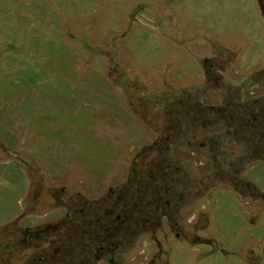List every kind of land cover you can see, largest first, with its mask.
Returning a JSON list of instances; mask_svg holds the SVG:
<instances>
[{
	"label": "rangeland",
	"instance_id": "obj_1",
	"mask_svg": "<svg viewBox=\"0 0 264 264\" xmlns=\"http://www.w3.org/2000/svg\"><path fill=\"white\" fill-rule=\"evenodd\" d=\"M0 264H264V0H0Z\"/></svg>",
	"mask_w": 264,
	"mask_h": 264
},
{
	"label": "flooded vegetation",
	"instance_id": "obj_2",
	"mask_svg": "<svg viewBox=\"0 0 264 264\" xmlns=\"http://www.w3.org/2000/svg\"><path fill=\"white\" fill-rule=\"evenodd\" d=\"M145 21H147V22H149L148 20H145ZM141 23L144 25V26H146V27H148V28H151L152 30H157V27L156 26H151V25H149V24H147V23H145L143 20H141ZM150 23V22H149ZM153 25V24H152ZM219 53V54H218ZM218 53H216V51H215V54L212 56V57H210V58H205L204 59V61H203V66H206V65H208V64H211V63H213L212 62V60H211V58H213L216 62L217 61H221L222 62V64H224V65H226V64H228L229 62H230V60L228 59L229 57H226V56H224L221 52H218ZM220 53H221V55H220ZM199 64H200V66H201V61H199ZM223 65V66H224ZM205 68V67H204ZM208 72H206V74H207ZM210 73H208V75H209ZM213 82V81H212ZM217 82V79H216V81H215V83ZM214 83V82H213ZM208 84H211V81L210 80H207V82H206V85H208ZM172 88H169V91L168 92H171L170 90H171ZM13 157L15 158V159H19L18 158V156L17 155H13ZM18 164H20V163H18ZM59 226H60V224H59V222H56V224L53 226L52 225V223H50V226H48L47 227V230L45 231V232H47V233H45V232H43L42 233V235L41 234H39V236H35V237H33V233L31 234V237H30V241L29 240H27V243L26 244H29V246L27 247V248H25V250H27V249H33L34 248V250L36 251V250H41V251H43V250H45L46 249V247H49L50 245H52L53 243H58V241H63L62 240V238H64V237H62V231H58V232H56V233H54V234H52V235H50L51 234V231H57V230H59ZM38 239V240H37ZM43 239H44V243L42 242L43 241ZM37 240V241H36ZM41 243H43V245H45V247H43V248H38V245H40ZM8 260V259H7ZM7 260H6V262H7ZM101 259H99V261H100ZM5 262V261H4Z\"/></svg>",
	"mask_w": 264,
	"mask_h": 264
},
{
	"label": "water",
	"instance_id": "obj_3",
	"mask_svg": "<svg viewBox=\"0 0 264 264\" xmlns=\"http://www.w3.org/2000/svg\"><path fill=\"white\" fill-rule=\"evenodd\" d=\"M143 21H144L145 23L151 25V26H154V25H152L151 23H149V22H147V21H145V20H143Z\"/></svg>",
	"mask_w": 264,
	"mask_h": 264
}]
</instances>
